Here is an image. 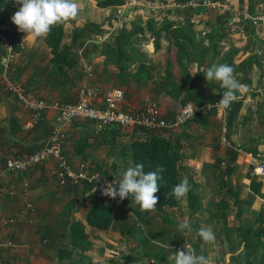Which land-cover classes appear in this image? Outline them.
Returning <instances> with one entry per match:
<instances>
[{
  "label": "trees",
  "instance_id": "obj_1",
  "mask_svg": "<svg viewBox=\"0 0 264 264\" xmlns=\"http://www.w3.org/2000/svg\"><path fill=\"white\" fill-rule=\"evenodd\" d=\"M241 1V0H239ZM123 0H96L95 5L99 9H115L122 6ZM18 4L15 0H0V37L6 39L12 47L13 52H16L15 42V27L12 22V15L16 11L15 7ZM159 14H152L146 19H123L120 26H117L115 20H111L109 16L102 24H96L94 21H86L82 25L73 27L69 20H63L54 24L49 33L44 36L45 44L49 48L51 59L50 65L53 72L58 77L67 76V72L74 68L78 69L77 50L83 44L81 38L85 33H92L102 37L105 34V29H111L106 42L102 45L100 55L105 56V62L111 63L117 70L115 75L117 83L122 87H127L131 82H145L147 79H153L152 73H156L157 89L162 91L165 96L173 101H177L179 106L186 103H193L195 105H203L206 103H218L220 96L225 91L219 82L207 81L204 74L207 68L213 63H226L233 68V75L241 74L242 79L239 81L242 85H249L252 78L253 69L264 68V53L257 51H249L247 49L236 48L233 44L225 46L223 43L225 35L223 32H207L202 33L196 31L193 26L188 23L179 22L172 18L167 20L165 16ZM94 17V16H93ZM114 22V23H113ZM110 23V24H109ZM3 25H7V29H2ZM115 26H117L115 28ZM243 35L249 41L251 36L247 31H243ZM68 40L67 43H64ZM166 41V49L161 52V41ZM251 41V40H250ZM150 42L152 44L153 56L157 59L158 64L153 65L155 61L140 53L135 46L144 45ZM257 41H255V44ZM246 55L243 59L236 63L237 55ZM261 54V55H260ZM2 52L0 50V57ZM241 56V57H242ZM136 63L134 72L129 71L131 65ZM156 66V67H155ZM150 67V68H149ZM239 91V90H238ZM236 92L235 98L228 108H224V123L227 127V139L230 136V128L236 121L238 114L243 105V98ZM215 110H211L205 114H196L189 121L184 124H194L205 126L209 122L210 116L214 115ZM42 120V119H41ZM85 121V120H82ZM41 122V121H40ZM39 122V123H40ZM90 124L93 130L94 145L111 147L118 141L117 128L114 125H104L97 128L92 122L85 121ZM39 123L34 127L36 128ZM183 124V125H184ZM182 125V126H183ZM186 127V126H185ZM116 128V129H115ZM53 131V130H52ZM44 139L43 144L51 137ZM133 132L142 135L135 138L130 136V141L126 145H121V153L124 160L129 159L130 166L136 163L143 164V170L154 171L160 169V181H158L159 189L154 194L158 197L154 209L148 210L155 213H163L166 208L177 207V197L172 194L173 186L180 182L179 177V163L182 159L180 135L174 131L163 130L159 133L146 131L145 129H134ZM125 135V134H122ZM88 137L79 138L73 145V154L82 156L85 150L91 147L88 142ZM240 149L249 153L251 156L262 158L254 150H248L240 145ZM39 149V148H38ZM119 153V152H118ZM117 153V154H118ZM63 155V153H62ZM237 152L228 150V160L234 163L237 159ZM117 157V156H115ZM65 158V157H64ZM122 158V157H121ZM66 159V158H65ZM67 160V159H66ZM69 163V161L67 160ZM124 162V161H123ZM70 164V163H69ZM4 163L1 167H3ZM95 169L89 170L90 173H98L103 179L112 180V172L115 166L111 165L106 170H101L100 167L94 166ZM252 168V167H251ZM226 171H232V166H227ZM188 191L186 192V201L188 208L197 213L199 195L195 191L198 188V183L188 176ZM225 181V182H224ZM112 182V181H111ZM219 184L224 195H228L232 199V205L240 207L246 205L251 207L255 196L264 200V193H261L262 182L251 178L249 180V201L243 202L238 199V192L235 189L227 188L226 180L223 175H220ZM83 185L88 192H83L79 197L72 198L66 205L64 211V232L53 234V230L42 226L39 228L40 241L45 248L51 252L52 264H82L85 257V252L89 250L91 242L89 236L85 231V226L99 232L107 231L113 223L114 213L112 208L106 203L96 190V183L85 180L79 181L77 184H70L68 180L61 187L63 189L76 192ZM238 188V187H237ZM119 201L124 204H138L131 200L130 197H125ZM84 200V201H83ZM252 202V203H251ZM86 204L85 214L83 215V222L74 220V213L78 212L81 207ZM251 204V206H250ZM227 202L220 200L217 202L216 209L218 215L223 221L226 219L225 210ZM259 218L254 222L255 225L244 228L240 234L241 241H244V260L246 264L249 263L252 252L257 247L263 245L260 238L264 236V206L261 205L259 210ZM241 210H237V217L240 216ZM130 214L141 223H148L150 215H144L141 210L131 209ZM214 216V215H213ZM163 221H167L164 220ZM223 225V236L229 233L226 224ZM195 226L194 230L198 235V229ZM53 235H52V234ZM199 237V235H198ZM64 239L66 246L59 244L58 239ZM200 238V237H199ZM164 256L160 264H165ZM138 261L137 258L127 255L124 258V264H133Z\"/></svg>",
  "mask_w": 264,
  "mask_h": 264
},
{
  "label": "rangeland",
  "instance_id": "obj_2",
  "mask_svg": "<svg viewBox=\"0 0 264 264\" xmlns=\"http://www.w3.org/2000/svg\"><path fill=\"white\" fill-rule=\"evenodd\" d=\"M82 1L85 2L87 6L91 5V7H88L89 10L93 8L91 10L97 11L95 5L96 0ZM123 1V5L113 9L110 15L112 18L111 20H115L117 26H120V19L118 18L121 17L127 18L128 16H133L131 18L139 22L140 19H146L145 17H150L152 14L161 13L167 20L175 18V20L180 23L185 21V23L193 26L196 31L202 33L223 32L222 34L225 35L223 40L225 46L233 44L236 48L244 47V49L249 51H257L261 54L264 53V0ZM99 10V12H102L103 10L110 9ZM244 30L251 36V41H248L243 35ZM3 40L8 42L4 38ZM255 41H257L256 44ZM166 45V41L162 40L160 47L161 52L165 51ZM147 48L150 50L151 46L148 45L146 49ZM242 59L241 56L237 57L236 63L240 62ZM135 65L136 63L131 66ZM234 77L238 81L242 79L239 73ZM4 93L9 94L6 92ZM238 93L240 98H243V105L236 121L230 128V136L228 139L226 137L228 130L227 127L224 126V110L219 113L215 111L216 113L212 115L213 117L210 120L214 125L213 133L215 134L214 145L211 144V146L214 147H211L213 152V157L211 159L215 161L216 167L214 169L211 165H202L204 178L213 176V180L211 182L212 184L204 186L202 180L199 179L198 188L195 190L199 195L197 213H193L188 208L186 194L177 199L176 208H166L164 212L160 214L141 209L139 206L132 203L124 204L118 199L113 198L106 202L114 213L113 223L110 229L99 232L85 226V231L89 236L88 239L91 244L89 250L84 253L85 257L82 264H124V258L127 255L137 258L138 261H135L133 264H160L163 256L165 264H173V261L170 259L171 253L176 250H183L184 244L191 247L195 254L204 255L208 259L209 264H246L243 258L244 241H241L240 234L244 228L255 225L254 222L257 221L260 216L258 213L260 207L257 206L262 203L258 201L255 205L252 204L254 209L246 205L236 207L232 205V199L228 195H224L223 191L225 188L222 190L220 185L216 183L219 182L220 175H223L227 183V188L232 190L235 189V192H238V199L247 202L250 198L248 192L245 190L246 185H243L241 181L246 179L245 183H247L248 180L254 178L255 180L264 182V177L256 175L240 153L237 152L239 156V161L237 163V159L234 163L229 162L228 150L232 149L227 145L231 143L239 149V146L242 145L248 150H254L262 156L260 160L264 162V68H254L250 84L244 85ZM179 105L180 104H178V106ZM187 125L188 124H184L178 127L175 132H179L178 134L183 136L181 132H185ZM223 128L225 129L224 137L226 143L221 141ZM199 129L200 127H194L193 130L189 128L188 132L191 133V137L183 139L185 142L184 147L181 149V154L184 156L185 160H187L189 156L196 160L197 157L192 156L194 154L198 156L202 155V158L205 156L203 153V146L200 145L201 141H198V137L196 138L195 136L199 133ZM240 150L245 152L242 149ZM111 152V148L105 147V151L103 152L106 158L105 160L103 155L99 153L98 150L97 154L95 150L93 154L96 156L93 155L92 161L80 159V162H77V164L83 163L88 170L93 171L95 169L94 166L100 167L101 170H106L111 165H114L115 170L112 172L111 181L118 182L123 171L130 166V163L129 159L124 160L125 157L123 159V156L120 155L121 151L116 155L117 157L114 155L116 153ZM247 154L251 156L249 153ZM198 161L199 159L196 162ZM77 164L72 165L70 162L73 170L77 168ZM227 166H232V171L230 173L226 171ZM210 168H213L214 172L212 171V173H210ZM186 177L187 171L185 172L184 169L181 170L180 181ZM100 178L102 177L100 176ZM52 181L54 182L51 184L53 190L48 191L47 189L46 192H48L47 194L52 199L51 204L56 206L58 211L53 213L52 209H47L43 223L47 228L52 229L54 231L53 234H55L64 232L63 223L65 218L63 214L68 202L75 197H79V199L82 200L80 196L83 192H88L90 190H86L83 185H80V189L76 190V192H71L67 190V188L63 189L58 187L56 178H52ZM220 200L227 202V208L225 210L226 219L224 221L215 216L216 214L218 215L216 205ZM131 209L141 210L144 215H150V221L147 224L138 222L130 214ZM237 210H241L239 217L236 215ZM79 212L74 213L73 217L74 220L82 223L83 211L81 213ZM163 218L167 221H163ZM185 221L188 222L189 229L182 232L178 230L177 225ZM222 222H224L229 229V233L226 234V237L222 234ZM195 226L200 228L210 227L214 231L216 239L212 242L203 241L196 234L194 230ZM58 242L63 247L66 246V242H64L63 238L58 239ZM260 242L263 245L261 248L257 247L254 252H252L248 264H264V236L260 238ZM160 245L168 246L162 247Z\"/></svg>",
  "mask_w": 264,
  "mask_h": 264
},
{
  "label": "crops",
  "instance_id": "obj_3",
  "mask_svg": "<svg viewBox=\"0 0 264 264\" xmlns=\"http://www.w3.org/2000/svg\"><path fill=\"white\" fill-rule=\"evenodd\" d=\"M76 3L79 5L77 15L67 19L73 27L82 25L86 21H94L96 24H102L103 26L104 21L112 12V9L99 12L100 10L97 7V11L91 10L93 8L89 10L88 7H91V5L87 6L82 0H76ZM18 8L19 5L15 7L16 11ZM131 17L118 18L120 19L119 23L123 19H132ZM7 27V25H3L1 28L7 29ZM110 30L105 29V34L102 37L92 33L83 35L81 38L83 44L77 50L79 68L70 69L65 78L58 77L53 72L50 65L51 54L45 44L44 37L33 38L25 35L16 26L14 37L17 50L14 52L15 60L12 66L14 78L21 82L28 92L37 94L47 102L72 103L80 88L96 86L99 90L100 98L112 89H121L124 92L122 110H139L142 107L143 98L148 96L157 103L165 117H170L176 113L180 106H178L177 101L171 100L157 89L156 73H152L153 79H147L145 82H131L127 87H122L117 83L118 81L115 78L116 68L111 63H106L105 56L100 55L102 45L111 33ZM67 42L68 40L64 41V43ZM148 45L151 46L150 50L146 49ZM135 47L140 53L155 61L152 66L156 65V63L158 64L156 56H153L150 42ZM247 55L238 54L237 57L242 56L241 58H243ZM135 67L136 65L132 66L129 71L134 72ZM28 117V112L16 100L0 89V167L7 158H24L37 151L55 126L56 113L46 111L39 125L30 131H26L23 129V124ZM212 117L210 116L209 122L205 126L188 124L185 132H181L183 136H180L181 145L184 147L185 140L183 139L191 137V133L188 132L189 128L193 130L194 127H200L199 133L195 136L196 138L198 137V141H201L200 145L203 146L205 156L202 158V155H192L197 157L196 160L191 156L185 160L184 156H182L179 163V177L181 176V170L184 169L185 172L187 171V180L189 179L188 176L191 175L192 179L198 184L199 179L202 180L204 186L212 184L213 176L204 178L202 165H211L214 169L216 167L215 161L211 159L213 157L211 144L214 143L215 139V134L213 133L214 125L210 121ZM93 130L88 122L82 120L75 121L65 128L66 139L63 145V156L72 165L80 162V159L92 161L93 155L96 156L93 154L95 150L96 153L98 150L106 160L103 153L105 145L97 146L93 144ZM117 131L119 135L121 134V137H118V142L111 147L107 146L112 149L111 153H116L114 154L115 156L120 152L121 145H126L130 141V136L134 135L135 138H142V135L133 131L129 132L118 128ZM84 136L89 138L88 142L92 146L87 148L82 156H76L73 154V145L79 138ZM229 147L232 151L238 152L240 150L231 143H229ZM198 159L199 161L201 159V161L196 162ZM238 161L239 156L236 163ZM54 167L55 162L50 161L36 166L25 174H9L3 180V191L0 196V264H52L50 259L51 252L41 244L39 228L45 226L43 219L46 217L47 209H52L53 213L58 211L57 207L51 204L52 199L46 192L47 189L48 191L53 190L51 184L54 183L52 178L55 179L53 175ZM213 168H210V173H212ZM23 181L28 183V189L25 192L22 190ZM245 182L246 179L241 181L243 185H246L245 190L248 192L249 180L247 183ZM261 193H264V182H262ZM258 201L262 204H258L259 206L257 207L264 206V200L257 196L253 200V205ZM253 205L251 208L254 207ZM85 210L86 204L78 212L81 213L83 211L82 215H84ZM11 219H13V223L9 222ZM82 223L84 222L82 221Z\"/></svg>",
  "mask_w": 264,
  "mask_h": 264
},
{
  "label": "built area",
  "instance_id": "obj_4",
  "mask_svg": "<svg viewBox=\"0 0 264 264\" xmlns=\"http://www.w3.org/2000/svg\"><path fill=\"white\" fill-rule=\"evenodd\" d=\"M0 88L9 93L25 109L29 117L23 124V129L30 131L43 118L46 111L56 113L55 126L51 137L37 151L25 156L24 158H7L3 167H0V196L2 194V182L9 174H25L36 166L50 161L55 162L53 175L57 180V186L62 187L65 181L70 184H77L85 180L96 183V190L105 201L113 198L101 194V189L110 183L106 179L100 178L98 173H89L87 167L83 164H77L76 169L62 155L63 145L66 139V131L69 125L78 120L92 122L97 128L104 125H114L116 128L132 132L134 129H145L159 133L163 130L175 131L178 127L189 121L196 114H205L211 110L217 113L223 110L219 103H206L195 105L186 103L170 117H165L155 101L145 96L142 100V107L137 111H125L121 106L124 101V92L121 89H112L103 97H99V90L96 86H85L80 88L72 103L69 102H47L37 94L28 92L23 85L13 77L12 66L15 60V54L8 42L0 37ZM225 126V123H224ZM221 141L226 143L224 132ZM229 146V144H227ZM238 153L252 167L253 172L259 177H264V162L259 158L249 156L247 153L238 150ZM97 179V180H96ZM28 189V183L22 182V190ZM12 193V192H11ZM13 223V219L9 221Z\"/></svg>",
  "mask_w": 264,
  "mask_h": 264
},
{
  "label": "clouds",
  "instance_id": "obj_5",
  "mask_svg": "<svg viewBox=\"0 0 264 264\" xmlns=\"http://www.w3.org/2000/svg\"><path fill=\"white\" fill-rule=\"evenodd\" d=\"M15 2L19 8L12 15V22L18 26V30L33 38L46 36L54 24L76 16L79 10L76 0H15ZM204 77L207 81L219 82L220 86L225 89L218 100L224 108L230 106L236 92L244 87L234 77L233 68L226 63L213 62L207 68ZM143 167L141 163L127 167L118 182L106 183L101 189V194L110 198L119 197L120 200L130 197L141 209H154L158 199L154 194L160 188L158 181L161 179V170L145 172ZM188 188L187 178H184L173 186L172 194L177 198L183 197ZM177 228L184 232L189 229V224L185 221L179 223ZM197 231L199 237L205 242H212L216 239L210 227H201ZM160 246L167 247L168 245ZM170 259L173 264H209L204 255L195 254L193 249L185 244L183 250L173 251Z\"/></svg>",
  "mask_w": 264,
  "mask_h": 264
}]
</instances>
